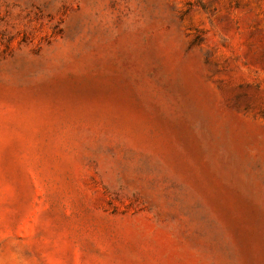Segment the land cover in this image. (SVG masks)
<instances>
[{
  "label": "rangeland",
  "instance_id": "374dc122",
  "mask_svg": "<svg viewBox=\"0 0 264 264\" xmlns=\"http://www.w3.org/2000/svg\"><path fill=\"white\" fill-rule=\"evenodd\" d=\"M0 264H264V0H0Z\"/></svg>",
  "mask_w": 264,
  "mask_h": 264
}]
</instances>
